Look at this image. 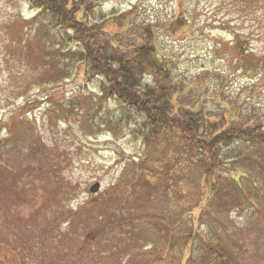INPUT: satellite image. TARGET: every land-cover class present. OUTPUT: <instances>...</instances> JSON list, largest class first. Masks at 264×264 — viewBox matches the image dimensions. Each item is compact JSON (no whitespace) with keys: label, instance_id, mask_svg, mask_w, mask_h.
I'll return each mask as SVG.
<instances>
[{"label":"rangeland","instance_id":"rangeland-1","mask_svg":"<svg viewBox=\"0 0 264 264\" xmlns=\"http://www.w3.org/2000/svg\"><path fill=\"white\" fill-rule=\"evenodd\" d=\"M75 1L105 18L99 29L120 25L118 16L127 24L132 8L146 23L184 18L187 27L173 36L162 30L159 45L178 84L192 86L189 99L218 116L224 99L243 120L264 124V70L242 71L233 46L247 41L264 58V0ZM77 48L28 0H0V241L21 246L23 264H199L194 252L215 237L231 264H264V183L239 182L261 212L253 215L203 210L196 167L183 199L134 184L129 164L141 152L143 120L101 97L102 79L68 56ZM112 188L130 193L116 199Z\"/></svg>","mask_w":264,"mask_h":264},{"label":"trees","instance_id":"trees-1","mask_svg":"<svg viewBox=\"0 0 264 264\" xmlns=\"http://www.w3.org/2000/svg\"><path fill=\"white\" fill-rule=\"evenodd\" d=\"M28 1L38 18L72 38L78 50L69 52L68 56L83 65L91 77L102 79L101 97L113 99L122 108L141 116V152L134 157L135 162L129 164L134 166V184L149 183V190L163 189L183 199L190 194V169L196 167L200 170L199 196L207 202L203 210L215 205L220 211L261 213L251 193L239 182L243 178L251 179L255 187L260 181L264 183V124L253 123L251 118L243 120L238 114L240 109L226 104L224 99H217L219 108L224 111L221 116L204 112L200 103L189 99L192 86L178 84L172 59L160 48L161 31L166 30L173 36L187 27V20L177 17L166 22L146 23L133 19L137 8H132L122 16L129 18L127 24L118 16L122 23L108 26L115 27L109 31L105 24L99 29L98 20L105 18H97V10H90V2ZM92 13H96V17H92ZM98 31L106 34L103 37L108 40L101 38ZM233 46L242 71L247 74L264 70V58H254L249 42L237 38ZM117 189L112 188L109 195L118 199L130 193V190ZM135 194L136 199L141 198L137 192ZM259 196L264 202V188L260 189ZM148 201L138 206L139 210ZM195 235L187 237L185 246L189 242L192 246ZM213 238L202 243V250L194 252L200 258L199 264H231L221 241ZM193 259L189 257L183 264H191Z\"/></svg>","mask_w":264,"mask_h":264},{"label":"flooded vegetation","instance_id":"flooded-vegetation-1","mask_svg":"<svg viewBox=\"0 0 264 264\" xmlns=\"http://www.w3.org/2000/svg\"><path fill=\"white\" fill-rule=\"evenodd\" d=\"M1 200H3L2 196H0V202ZM0 206H2L1 203ZM12 247H8L6 245L5 239H2V241H0V264H23V261L21 260V256L19 254L20 252H22V247L18 245L14 248Z\"/></svg>","mask_w":264,"mask_h":264},{"label":"water","instance_id":"water-1","mask_svg":"<svg viewBox=\"0 0 264 264\" xmlns=\"http://www.w3.org/2000/svg\"><path fill=\"white\" fill-rule=\"evenodd\" d=\"M98 191H100V183H96L90 188L91 193H97Z\"/></svg>","mask_w":264,"mask_h":264}]
</instances>
